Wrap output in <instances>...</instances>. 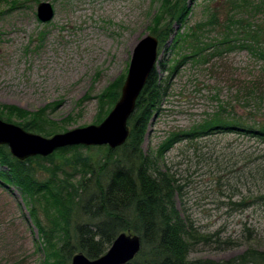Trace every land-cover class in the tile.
Returning a JSON list of instances; mask_svg holds the SVG:
<instances>
[{"label": "rangeland", "instance_id": "obj_1", "mask_svg": "<svg viewBox=\"0 0 264 264\" xmlns=\"http://www.w3.org/2000/svg\"><path fill=\"white\" fill-rule=\"evenodd\" d=\"M41 2L51 3L55 10L49 23L38 19ZM161 3L0 0V112L4 106L30 113L45 109L47 118L59 125L58 132L31 133L47 138L101 124L115 105L105 101L102 107L101 97L116 82L126 80L138 42L146 35L157 37L152 29ZM189 4L191 15L184 25L174 26L176 33L185 35L213 12L218 25L204 29L205 43L224 38L230 17L246 18L254 29L264 31V0H189ZM231 28L229 38H244ZM190 51L186 42L177 45L175 36L159 50L155 76L163 91L142 144L146 154L154 153L174 132H188L211 119L221 107L225 119L236 116L248 125L264 121V58L245 49L211 56L209 49L204 52L207 62L182 60ZM0 117L23 128L16 117L10 121ZM79 152L103 154L85 147ZM57 156L54 162L34 163L39 179L52 175L44 166H61V158H73L71 151ZM161 166L170 169L182 187V194L176 195L181 215L201 234L218 238L219 243H197L189 260L227 261L250 247L264 251V203L232 205L240 204L250 191L254 198L264 192V144L233 133L205 136L176 144ZM61 168L62 176H74L73 182L80 178L67 165ZM38 239L21 189L0 184V264H45V253L35 246Z\"/></svg>", "mask_w": 264, "mask_h": 264}, {"label": "trees", "instance_id": "obj_2", "mask_svg": "<svg viewBox=\"0 0 264 264\" xmlns=\"http://www.w3.org/2000/svg\"><path fill=\"white\" fill-rule=\"evenodd\" d=\"M191 11L189 0H162L152 29L159 40V50L175 36L177 45L186 42L191 49L190 54L182 55V60L191 58L194 63L207 62L204 52L209 49L213 52L211 56L245 49L252 55L264 58V31L260 27L254 29L246 18L233 20L230 17L224 38L211 43H205L201 37L204 29L218 25L214 12L206 21L191 27L185 35L176 33L174 26L184 25ZM231 27H236L244 38H229ZM181 61L178 60V63ZM155 72L156 69L150 75L137 101L136 110L128 121L130 135L122 147H66L49 157L37 156L20 161L12 156L8 146L0 145V184L17 186L23 192L24 202L39 232L35 246L45 253V264H71L78 253L96 260L107 253L123 232L138 235L142 243L139 254L128 264H264V251L256 247H250L227 261L189 260L190 251L197 243H219L218 238L213 234H201L189 218L181 215L176 205V195L182 194V187L171 170L161 166L165 154L176 144L193 143L205 136L233 133L264 144V121L248 125L236 116L225 119L222 115L225 109L221 107L211 119L188 132H174L154 153L146 154L142 144L154 105L163 91ZM124 80L122 78L116 82L101 97L102 107L105 101L112 106L116 104ZM0 116H5L7 121L18 118L28 132L46 135L58 132L55 129L59 125L47 118L45 109L30 113L15 106H4ZM83 147L103 154L83 155L79 152ZM70 151L73 158H61L64 159L61 166L67 165L74 174H79L76 182H73L72 174L62 176V168L57 164L53 168L44 166L52 173L49 178L42 180L37 177L35 162H54L58 153ZM252 194L250 191L240 204L232 205L241 208L253 201L264 203V192H260L256 198Z\"/></svg>", "mask_w": 264, "mask_h": 264}, {"label": "water", "instance_id": "obj_3", "mask_svg": "<svg viewBox=\"0 0 264 264\" xmlns=\"http://www.w3.org/2000/svg\"><path fill=\"white\" fill-rule=\"evenodd\" d=\"M37 16L42 23L51 22L55 16L52 4L39 3ZM158 58L159 40L153 35H146L133 51L119 100L101 124L76 128L47 138L0 119V145L8 146L12 156L20 161L37 156L49 157L66 147H122L130 135L128 121L136 110L137 101L156 68ZM141 247L138 235L123 232L102 257L90 260L83 253H78L71 264H128L136 258Z\"/></svg>", "mask_w": 264, "mask_h": 264}, {"label": "bare ground", "instance_id": "obj_4", "mask_svg": "<svg viewBox=\"0 0 264 264\" xmlns=\"http://www.w3.org/2000/svg\"><path fill=\"white\" fill-rule=\"evenodd\" d=\"M134 45H135V41H134V42H132V43H130V48H133V47H134Z\"/></svg>", "mask_w": 264, "mask_h": 264}]
</instances>
